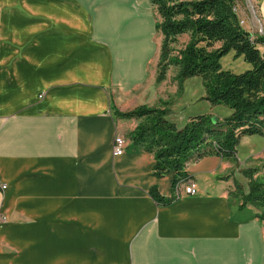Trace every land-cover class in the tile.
<instances>
[{
	"label": "crops",
	"instance_id": "obj_1",
	"mask_svg": "<svg viewBox=\"0 0 264 264\" xmlns=\"http://www.w3.org/2000/svg\"><path fill=\"white\" fill-rule=\"evenodd\" d=\"M149 7L0 0V264H264L262 212L240 209L233 194L235 181L248 192L241 170L262 177L264 134L241 137L237 161L189 162L196 194L168 205L149 193L173 196L172 173L155 176L152 154L130 149L127 138L124 153L112 155L114 137L138 123L117 112L164 109L151 94ZM184 82L167 116L178 128L198 115L230 114L203 99L200 77ZM192 84L199 101L193 89L187 95Z\"/></svg>",
	"mask_w": 264,
	"mask_h": 264
},
{
	"label": "trees",
	"instance_id": "obj_2",
	"mask_svg": "<svg viewBox=\"0 0 264 264\" xmlns=\"http://www.w3.org/2000/svg\"><path fill=\"white\" fill-rule=\"evenodd\" d=\"M156 14V31L161 43L156 64V81L164 80L170 67L176 69L175 81L200 77L203 99L211 106H223L230 114L218 119L210 114L191 117L178 128L168 120L166 109L140 106L117 116L135 119L137 126L128 134L129 148L152 154L153 173L162 177L172 173L173 196L165 198L156 187L150 196L160 205L175 198V188L188 178L189 162L206 156L237 161L236 146L241 137L264 134V34H254L240 25L236 0H148ZM187 41L177 49L178 38ZM176 46V51H175ZM230 52L251 65L234 73L222 68L220 60ZM248 180L245 193L234 182L233 194L239 208L260 210L264 219V178L256 168L240 171Z\"/></svg>",
	"mask_w": 264,
	"mask_h": 264
},
{
	"label": "rangeland",
	"instance_id": "obj_3",
	"mask_svg": "<svg viewBox=\"0 0 264 264\" xmlns=\"http://www.w3.org/2000/svg\"><path fill=\"white\" fill-rule=\"evenodd\" d=\"M236 12L239 15L240 21L243 22L241 25L245 30L250 31L254 34H264V0H236ZM149 17L152 18V22L154 23V44L156 47V59L158 60V52L160 48L161 43V36L157 33L155 25H156V14L153 10V8L149 7ZM178 45L177 49L183 46V44L186 43L187 37L182 36L178 38ZM262 49V48H261ZM264 51V49H262ZM176 51V46H175ZM234 53L230 52L229 54L225 55L221 58L220 64L223 66V69L233 71L234 73H240L243 72L246 69H249L251 67L250 64L243 61L242 57H233ZM239 58L242 60V65L244 67H241L239 62H236V59ZM156 67V66H155ZM154 69V64L151 62L148 67V72L151 73V71ZM175 75H176V69L174 67H170L165 75V78L161 82L156 81L157 73L155 69L154 74V80L152 81L150 87H151V94L153 92L159 93L158 95V106L166 109L168 111V114L170 113V108L173 107L175 104H178V102L181 101L182 96L184 94V85L185 82H183L181 85H178L175 81ZM192 91V96L190 99L199 101L200 93L198 92V85L192 84L189 88H186L187 95L190 94V91ZM150 94V97L152 96ZM157 100V99H155ZM154 102V105H157ZM169 107V109H168ZM172 115V112L170 113V116ZM124 140H127L128 136L121 135ZM125 141V146H126ZM262 171V170H261ZM262 175V174H261Z\"/></svg>",
	"mask_w": 264,
	"mask_h": 264
},
{
	"label": "built area",
	"instance_id": "obj_4",
	"mask_svg": "<svg viewBox=\"0 0 264 264\" xmlns=\"http://www.w3.org/2000/svg\"><path fill=\"white\" fill-rule=\"evenodd\" d=\"M243 22L240 21V25H242ZM125 151V140L121 136H115L113 139L112 144V155L114 157L121 156ZM262 177L264 178V168L261 171ZM7 188V185L0 180V191H5ZM181 193H184L186 195H195L196 189L195 185L190 181H181L175 188V196L178 197Z\"/></svg>",
	"mask_w": 264,
	"mask_h": 264
}]
</instances>
